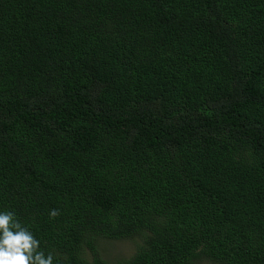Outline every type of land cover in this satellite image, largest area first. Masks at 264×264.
<instances>
[{
	"label": "trees",
	"instance_id": "obj_1",
	"mask_svg": "<svg viewBox=\"0 0 264 264\" xmlns=\"http://www.w3.org/2000/svg\"><path fill=\"white\" fill-rule=\"evenodd\" d=\"M5 210L53 264H264V0H0Z\"/></svg>",
	"mask_w": 264,
	"mask_h": 264
},
{
	"label": "clouds",
	"instance_id": "obj_2",
	"mask_svg": "<svg viewBox=\"0 0 264 264\" xmlns=\"http://www.w3.org/2000/svg\"><path fill=\"white\" fill-rule=\"evenodd\" d=\"M59 210L50 211V217ZM40 241L16 219L12 211H0V264H53L54 255L41 250Z\"/></svg>",
	"mask_w": 264,
	"mask_h": 264
},
{
	"label": "rangeland",
	"instance_id": "obj_3",
	"mask_svg": "<svg viewBox=\"0 0 264 264\" xmlns=\"http://www.w3.org/2000/svg\"><path fill=\"white\" fill-rule=\"evenodd\" d=\"M135 248V244L133 241H119L117 245L114 246H106L107 249V253L109 254L110 257H114V256H128L131 253H133ZM107 256V254H106ZM201 264H209L207 262H202Z\"/></svg>",
	"mask_w": 264,
	"mask_h": 264
}]
</instances>
